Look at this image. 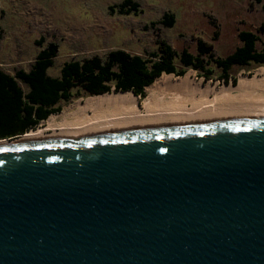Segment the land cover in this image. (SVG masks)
Listing matches in <instances>:
<instances>
[{
    "label": "water",
    "instance_id": "95a60500",
    "mask_svg": "<svg viewBox=\"0 0 264 264\" xmlns=\"http://www.w3.org/2000/svg\"><path fill=\"white\" fill-rule=\"evenodd\" d=\"M14 139L0 264H264V117Z\"/></svg>",
    "mask_w": 264,
    "mask_h": 264
},
{
    "label": "rangeland",
    "instance_id": "374dc122",
    "mask_svg": "<svg viewBox=\"0 0 264 264\" xmlns=\"http://www.w3.org/2000/svg\"><path fill=\"white\" fill-rule=\"evenodd\" d=\"M121 1L0 0V25L3 29L0 38V67L10 74H14L19 68L28 70L37 52L41 50L37 43L40 38H44L43 46L52 40L59 45L53 58V66L47 69L52 76L60 75L61 67L66 61L84 60L93 54L104 59L112 49L123 48L133 54L148 57L151 51L157 49L159 38L166 40L178 52L187 47L193 53L197 52V40L202 38L212 44L215 54L220 57L228 55L240 44L241 30H252L263 38L259 26L264 18V0L260 3L254 0H136L141 4L140 13L119 14L108 11L109 5ZM165 11L175 14L173 26L157 24L145 28L144 24L160 18ZM261 41L262 39L257 41L258 47L261 46ZM175 61L178 67H182L178 59ZM210 67L213 72L209 79L189 68L180 76L173 72L163 73L158 76L163 77L158 92L161 96L174 100L175 95L187 96L197 103L212 99L216 92L218 97H222L221 101H217L221 106L230 99H234L235 104H241L248 99L245 98L244 101L243 98L240 103L235 89L226 96H223L226 93L223 90L237 87L243 78H260L262 75L258 71L264 69V64L252 63L242 67L234 65L228 80L220 76L221 69L217 65L211 63ZM188 72L190 77H185ZM21 86L26 89L23 83ZM146 87L144 97L133 92L140 104L147 96ZM114 91L112 85L111 90L103 94ZM100 95L87 94L75 87L68 101H60V111L65 105ZM249 99L252 103L257 100L255 96ZM191 103L188 102L189 105ZM159 104L156 101V107H161Z\"/></svg>",
    "mask_w": 264,
    "mask_h": 264
},
{
    "label": "trees",
    "instance_id": "16d2710c",
    "mask_svg": "<svg viewBox=\"0 0 264 264\" xmlns=\"http://www.w3.org/2000/svg\"><path fill=\"white\" fill-rule=\"evenodd\" d=\"M254 1L260 3L262 0ZM108 11L137 14L142 12V8L136 0H122L118 4L109 5ZM175 20L173 12L165 11L160 18L144 26L148 28L160 24L171 27ZM259 30L263 38L252 30H241L240 44L222 57L216 55L212 44L202 38L197 40L196 53L187 47L178 52L166 40L159 38L157 49L151 51L148 57L133 54L123 48L112 49L104 59L93 54L84 60L66 61L59 76L47 72L48 67L53 66L59 45L52 40L43 46L44 38H40L37 43L41 50L37 52L28 70L20 68L10 74L0 67V138H15L38 126L50 114L61 110L60 101H68L75 87L87 94L100 95L111 90L113 85L115 91L128 90L144 97L145 87L163 73L173 72L180 76L189 68L209 79L213 72L211 63L217 65L221 69L220 76L228 80L234 65L242 67L252 63L264 64V18ZM2 33L0 25V38ZM260 39L261 46L258 47L257 41ZM176 59L182 67H178Z\"/></svg>",
    "mask_w": 264,
    "mask_h": 264
},
{
    "label": "bare ground",
    "instance_id": "6f19581e",
    "mask_svg": "<svg viewBox=\"0 0 264 264\" xmlns=\"http://www.w3.org/2000/svg\"><path fill=\"white\" fill-rule=\"evenodd\" d=\"M258 73L262 75L258 79L243 78L237 87L223 90L226 92L223 96H226L235 89L236 97H240L239 102L243 101V98L244 101L248 99L244 103L240 102L243 105L235 104L234 99H226L227 102L221 106L217 101H221L222 97H218L216 92L212 99L198 103L188 99L187 96L175 95L176 100L161 96L158 90L163 77H158L146 87L147 96L141 104L139 98L131 91H114L85 101L78 100L69 106L65 105L58 114L50 115L42 125L30 129L13 141L77 140L152 128L262 118L264 117V69H259ZM190 75L188 72L185 77ZM252 96L257 98L254 103L249 99ZM156 101L160 102L161 107H156ZM188 102H192L191 105ZM171 104L174 106H169ZM7 142L9 140H0V143Z\"/></svg>",
    "mask_w": 264,
    "mask_h": 264
},
{
    "label": "flooded vegetation",
    "instance_id": "af4514ba",
    "mask_svg": "<svg viewBox=\"0 0 264 264\" xmlns=\"http://www.w3.org/2000/svg\"><path fill=\"white\" fill-rule=\"evenodd\" d=\"M19 69H20V68H19ZM17 70H18V69H17ZM17 70H16V71H17Z\"/></svg>",
    "mask_w": 264,
    "mask_h": 264
}]
</instances>
